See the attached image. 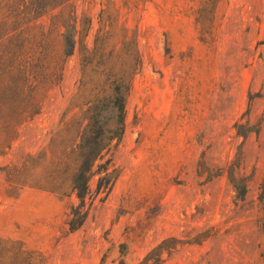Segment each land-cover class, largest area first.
<instances>
[{
    "label": "rangeland",
    "instance_id": "rangeland-1",
    "mask_svg": "<svg viewBox=\"0 0 264 264\" xmlns=\"http://www.w3.org/2000/svg\"><path fill=\"white\" fill-rule=\"evenodd\" d=\"M97 68L131 77L108 186L72 192L80 52L0 154V239L46 264H264V0H74ZM49 18L41 20L48 24ZM109 181V180H108ZM61 187L64 195L48 188ZM85 214L76 231L70 208Z\"/></svg>",
    "mask_w": 264,
    "mask_h": 264
},
{
    "label": "trees",
    "instance_id": "trees-1",
    "mask_svg": "<svg viewBox=\"0 0 264 264\" xmlns=\"http://www.w3.org/2000/svg\"><path fill=\"white\" fill-rule=\"evenodd\" d=\"M199 1L197 22L204 30L221 0ZM46 17L48 24L41 23ZM91 26L89 18L79 17L74 0H0V154L12 147L19 127L40 114L43 99L61 86L67 62L79 50L78 89L85 101L80 116L64 123V129L75 134L65 156L75 158L72 192L81 202L90 193L92 179L98 177V189L112 181L110 161L104 158L123 137L131 89L130 75L97 68L99 41H94V49L85 41ZM48 190L64 195L59 186ZM84 221L81 208L72 206L70 230L76 231ZM160 263L147 256L140 264ZM0 264H46V259L22 241L0 239Z\"/></svg>",
    "mask_w": 264,
    "mask_h": 264
}]
</instances>
